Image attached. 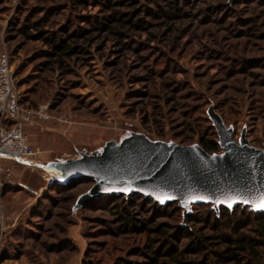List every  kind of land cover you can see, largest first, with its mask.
I'll return each instance as SVG.
<instances>
[{
    "label": "rangeland",
    "instance_id": "rangeland-1",
    "mask_svg": "<svg viewBox=\"0 0 264 264\" xmlns=\"http://www.w3.org/2000/svg\"><path fill=\"white\" fill-rule=\"evenodd\" d=\"M111 2L116 7L109 11V0H0V53L6 49L12 56L20 101L49 113L26 133L40 152L37 158L65 153L68 137L96 146L126 131L201 145V137H213L209 129L216 133L207 115L211 106L234 128L236 141L246 129L250 143L264 148V0ZM113 11L144 28L118 29L120 36L95 32L72 42L80 52L65 66L50 65L51 48L40 37L89 33ZM40 176L0 161V264H83L88 258L145 264L149 246L163 247L143 224L152 213L131 209L138 221L134 231L121 224L113 207L92 205L99 200L73 213L77 197L92 184L60 196L34 189ZM155 222L153 227L169 224L172 235L190 229L194 237L171 240L173 249L183 261L203 259L192 247L197 235L211 230L183 224V217Z\"/></svg>",
    "mask_w": 264,
    "mask_h": 264
},
{
    "label": "water",
    "instance_id": "water-1",
    "mask_svg": "<svg viewBox=\"0 0 264 264\" xmlns=\"http://www.w3.org/2000/svg\"><path fill=\"white\" fill-rule=\"evenodd\" d=\"M207 115L218 135L220 153H210L198 143L180 145L126 131L118 140L108 138L96 146L68 137L69 149L52 159L1 157L41 175L34 188L40 192L90 182L92 186L77 197L73 213L109 196L127 200L138 196L160 207L177 205L183 224L193 208L201 205L210 206L218 215L221 208L233 212L238 207L264 213L260 207L264 201V148L250 143L246 129L236 141L234 128L225 124L214 106Z\"/></svg>",
    "mask_w": 264,
    "mask_h": 264
},
{
    "label": "trees",
    "instance_id": "trees-1",
    "mask_svg": "<svg viewBox=\"0 0 264 264\" xmlns=\"http://www.w3.org/2000/svg\"><path fill=\"white\" fill-rule=\"evenodd\" d=\"M115 7L116 5H113L111 0H109L108 5L104 6L109 11L114 10ZM175 15L180 17L178 13ZM125 17L117 11H113L112 15L105 19L107 22H102L97 19L96 25L93 26V29L89 33L81 30L80 32H75L73 35H68L66 39H61L56 35L50 38L40 37L51 48L50 57L54 61L50 65L65 66V59H70L80 52V47L77 45L73 46L72 42L77 43V41L85 39L88 35L95 32H99L100 35H103L105 32H110L114 36H120V33L117 31L118 29L132 31L138 28H144L140 21L135 23L134 18L125 19ZM32 28L37 29L36 27ZM24 34L28 37L30 36L27 31ZM8 54L12 67V56L9 52ZM20 105L24 109L34 110L32 107H24L21 101ZM28 129L30 127L25 128V133H27ZM208 131L206 134L213 137L209 139L207 135L201 137V145L208 152L218 151L219 147L216 141V133L212 128ZM82 184L91 183L83 181L68 186H55L50 192L65 196L78 190ZM72 198V196H69L64 201L70 202ZM95 204H103L108 208L113 207L115 213L118 214L117 216L121 224L127 229L130 228L131 231H134L138 227V221H136L134 214L131 213V209L133 211L145 210L153 214V217L145 219L143 224L149 234L160 236L163 247L156 250L153 246H149L148 252H143L144 256L149 259V262L145 264H170V262L174 264H264V213H250L247 208L242 209L238 207L233 212L221 208L218 215L215 211L211 210L210 206H195L193 213L187 221L193 225L200 224L204 227V229H201L202 231L211 230L212 233L211 235H197L195 245L192 248L203 259L188 262L187 260L183 261L182 254L173 249L171 240H180L183 236L194 237V233L188 228L181 227L176 234L172 235L169 232V224H160L153 227L157 218L165 217L180 222L182 210L177 205L160 207L138 196H133L129 200L124 197L109 196L96 201L92 205ZM166 259H169V261L166 262ZM83 264H96V262L88 258L85 259ZM115 264L128 263L116 262Z\"/></svg>",
    "mask_w": 264,
    "mask_h": 264
},
{
    "label": "built area",
    "instance_id": "built-area-1",
    "mask_svg": "<svg viewBox=\"0 0 264 264\" xmlns=\"http://www.w3.org/2000/svg\"><path fill=\"white\" fill-rule=\"evenodd\" d=\"M46 107L36 110L23 109L16 90L9 54L6 49L0 53V161L1 156L32 160L39 151L31 146L26 127H33L36 120H48Z\"/></svg>",
    "mask_w": 264,
    "mask_h": 264
},
{
    "label": "snow or ice",
    "instance_id": "snow-or-ice-1",
    "mask_svg": "<svg viewBox=\"0 0 264 264\" xmlns=\"http://www.w3.org/2000/svg\"><path fill=\"white\" fill-rule=\"evenodd\" d=\"M260 207L264 208V201L261 202Z\"/></svg>",
    "mask_w": 264,
    "mask_h": 264
},
{
    "label": "crops",
    "instance_id": "crops-1",
    "mask_svg": "<svg viewBox=\"0 0 264 264\" xmlns=\"http://www.w3.org/2000/svg\"><path fill=\"white\" fill-rule=\"evenodd\" d=\"M41 155H44L43 153H41ZM43 157V156H42Z\"/></svg>",
    "mask_w": 264,
    "mask_h": 264
}]
</instances>
